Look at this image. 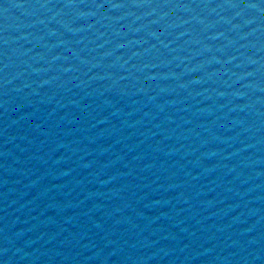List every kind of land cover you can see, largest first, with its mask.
<instances>
[{
  "label": "water",
  "instance_id": "95a60500",
  "mask_svg": "<svg viewBox=\"0 0 264 264\" xmlns=\"http://www.w3.org/2000/svg\"><path fill=\"white\" fill-rule=\"evenodd\" d=\"M0 264H264V0H0Z\"/></svg>",
  "mask_w": 264,
  "mask_h": 264
}]
</instances>
